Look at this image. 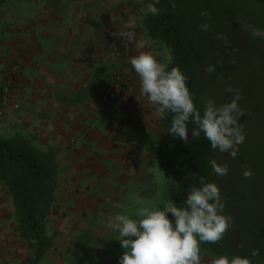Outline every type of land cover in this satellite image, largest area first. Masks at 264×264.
Segmentation results:
<instances>
[{
  "label": "crops",
  "instance_id": "0c3cea01",
  "mask_svg": "<svg viewBox=\"0 0 264 264\" xmlns=\"http://www.w3.org/2000/svg\"><path fill=\"white\" fill-rule=\"evenodd\" d=\"M1 9L0 70L16 65L12 99L19 108L9 110L0 126L54 153L53 243L72 250L86 231L94 242L84 259L119 264L118 233L108 230L107 220L139 201V190L156 171L151 150L158 133L155 106L140 95L129 59L113 58L117 33L131 14L123 0H15ZM150 46L144 51L158 57ZM133 48L136 55L134 42ZM115 72L122 91L101 110L97 95ZM8 205L10 199L0 198V213ZM0 234L3 245L15 244L12 232Z\"/></svg>",
  "mask_w": 264,
  "mask_h": 264
},
{
  "label": "rangeland",
  "instance_id": "374dc122",
  "mask_svg": "<svg viewBox=\"0 0 264 264\" xmlns=\"http://www.w3.org/2000/svg\"><path fill=\"white\" fill-rule=\"evenodd\" d=\"M14 1L0 0V8L8 9ZM107 1L110 4L111 0ZM169 2L173 21L181 38L192 52L193 95L196 106L203 111L204 102L208 98L213 99L217 106L229 102L233 98V93L226 91L229 86L239 91L241 98L238 104L245 113L238 118V123H241L245 139L238 145L236 158H232L228 152L213 149L212 160L219 164H227L228 171L227 175L218 176L211 168L209 182H214L219 187L225 205L223 214L232 217V224L219 243L247 255H250L252 249L258 248L259 255L253 257V263L264 264V39L253 38L250 31L244 27L251 25L264 30V5L256 0H169ZM123 4L124 10L137 19L135 31L150 41V47L159 53L157 58L169 54V48L163 41L151 38L146 33L143 21L146 14L145 0H123ZM202 12L207 14L202 15ZM204 23L209 25L207 31L201 29ZM118 38L113 58L125 62L134 55L133 42L127 41L128 52L122 55L121 37ZM209 64L215 65L216 70L205 71ZM15 132L18 133L16 128L0 126L1 137L11 139ZM155 168L156 171L147 176L146 185H142L143 189L138 192L139 201L135 200L134 204H131L126 215L136 218L135 213L140 207H162L163 203L168 201L172 181L157 165ZM245 168L251 170V178L243 176ZM0 198L10 199L7 186L3 183H0ZM54 204L57 210L55 191ZM54 213L58 214L57 211ZM57 217L49 214L43 223L44 232L50 240L36 264L95 262L84 259L85 253L92 250L94 242L92 235L89 236L86 231L81 233L86 234L82 239L77 237L74 251L53 243L57 235ZM18 226V216L12 204L4 207L0 213V231L6 234L12 232L15 239L11 241L15 244L3 245V235L0 234L2 237L0 264H26L32 254L30 239L20 235L18 228L16 229ZM78 246L81 253L75 254ZM122 253L123 251L117 252L118 261ZM200 255L202 264H208L210 258L221 255L232 258L225 252L214 255L203 249ZM94 258L95 253L92 254V259ZM108 264L118 262L111 259Z\"/></svg>",
  "mask_w": 264,
  "mask_h": 264
},
{
  "label": "clouds",
  "instance_id": "9594fccd",
  "mask_svg": "<svg viewBox=\"0 0 264 264\" xmlns=\"http://www.w3.org/2000/svg\"><path fill=\"white\" fill-rule=\"evenodd\" d=\"M159 0H157V3ZM173 7L175 5L173 4ZM146 12L157 15L159 9L153 3L146 6ZM202 12V15H206ZM137 19L129 16L123 25L125 30L117 33L128 42H134L137 54L129 58L132 69L140 81V95L146 97L150 105L155 106L156 115L163 119L166 113H172L171 126L167 133L188 142V123L191 122L192 136L199 137L201 132L213 149L228 152L232 158L238 154V145L245 136L238 118L245 112L240 108L238 90L230 86L226 91L233 98L219 106L208 98L203 111L197 109L192 94L186 85V76L177 67H171L173 57L164 54L157 59L150 51H144L148 41L136 38ZM209 25H201L207 31ZM253 38L264 39V30L244 25ZM215 65L209 64L205 71L213 72ZM212 171L218 176L227 175L228 165L211 160ZM245 178H251L252 172L245 168ZM200 186H193L187 192L185 207H177L169 199L162 207H140L135 217L116 213L107 220L109 231L118 233L123 249L119 264H202L200 244H217L232 224V217L223 214L224 202L219 187L214 182L199 178ZM167 213L174 217V223ZM259 249H252L251 257H257ZM208 264H252L248 257L236 255L229 259L226 255L210 258Z\"/></svg>",
  "mask_w": 264,
  "mask_h": 264
},
{
  "label": "trees",
  "instance_id": "16d2710c",
  "mask_svg": "<svg viewBox=\"0 0 264 264\" xmlns=\"http://www.w3.org/2000/svg\"><path fill=\"white\" fill-rule=\"evenodd\" d=\"M264 5V0H256ZM155 4L159 9L157 15L147 13L144 16L146 33L151 38H159L169 48L173 57L169 64L177 67L186 76V85L192 98L194 84V61L192 52L181 38L178 27L173 21L169 0H145ZM195 103V101H194ZM196 105V104H195ZM197 107V106H196ZM202 112L201 109L197 107ZM172 113H166L163 119L157 118L159 132L151 153L157 167L171 179V199L177 207H185L184 200L191 187L200 186L199 178L203 176L209 182L213 148L201 132L199 137L192 136L194 125L188 123V142L167 133L171 126ZM55 157L52 151H43L33 146L26 138L19 135L11 139L0 136V183L7 186L12 207L18 216L20 235L30 239L32 250L26 264H36L38 258L49 245V237L44 232V221L56 211L54 191L56 188ZM174 223V217L167 213ZM86 234L79 237L82 239ZM80 245V244H79ZM79 247V246H78ZM119 248L123 251L121 244ZM200 248L211 254L225 252L231 257L236 255L248 257L252 264L254 258L238 253L217 244L201 243ZM82 250V249H81ZM84 251V250H82ZM80 247L75 254H79ZM82 264H108L107 262H87Z\"/></svg>",
  "mask_w": 264,
  "mask_h": 264
},
{
  "label": "built area",
  "instance_id": "2783aa9c",
  "mask_svg": "<svg viewBox=\"0 0 264 264\" xmlns=\"http://www.w3.org/2000/svg\"><path fill=\"white\" fill-rule=\"evenodd\" d=\"M120 51L122 55L127 54V41L121 38ZM16 65H8L0 70V118H2L9 110H17L19 104L13 100L15 95V85L13 72ZM123 80L119 72H115L111 81L106 84L97 95V107L101 110L110 109L116 102L117 97L122 91Z\"/></svg>",
  "mask_w": 264,
  "mask_h": 264
}]
</instances>
